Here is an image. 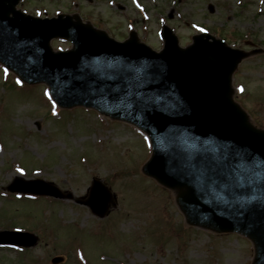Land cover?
<instances>
[{
	"label": "rangeland",
	"instance_id": "rangeland-1",
	"mask_svg": "<svg viewBox=\"0 0 264 264\" xmlns=\"http://www.w3.org/2000/svg\"><path fill=\"white\" fill-rule=\"evenodd\" d=\"M80 1L114 37L135 28L157 50L163 46L160 18L182 46L206 27L235 48H264V0ZM19 6L40 16L56 8L73 11L72 0H23ZM52 45L71 46L59 39ZM17 82L0 66V230L15 224L39 240L25 252L0 248V264H55L59 255L56 264H251L247 238L189 226L174 191L143 173L151 148L141 130L92 109H60L45 84ZM233 84L236 99L264 128V53L243 61ZM17 176L51 181L73 198L9 193ZM93 178L113 195L104 217L75 201L87 198Z\"/></svg>",
	"mask_w": 264,
	"mask_h": 264
},
{
	"label": "water",
	"instance_id": "water-1",
	"mask_svg": "<svg viewBox=\"0 0 264 264\" xmlns=\"http://www.w3.org/2000/svg\"><path fill=\"white\" fill-rule=\"evenodd\" d=\"M19 1L0 0V61L26 82L48 83L63 107H94L146 131L153 153L144 172L176 192L187 222L246 235L255 247L252 264H264V130L234 101L231 86L249 53L207 33L183 48L169 28L157 52L135 36L118 42L79 18L26 15ZM53 37L73 48L54 51ZM11 189L72 197L41 179L18 178ZM90 190L79 201L104 216L111 192L98 180ZM0 242L33 245L37 237L5 231Z\"/></svg>",
	"mask_w": 264,
	"mask_h": 264
},
{
	"label": "flooded vegetation",
	"instance_id": "flooded-vegetation-1",
	"mask_svg": "<svg viewBox=\"0 0 264 264\" xmlns=\"http://www.w3.org/2000/svg\"><path fill=\"white\" fill-rule=\"evenodd\" d=\"M78 1H80V0H72V2H74V4H73V11H71V12H67V11H65V12H67V13H74L75 11H78L80 14H81V16L85 19V20H89V21H92L96 26H98V27H101L100 26V24L94 19L95 17H97V16H95L93 13H92V11L91 10H89V9H86V7L85 6H82V2L80 1V2H78ZM89 3H93V0H87ZM55 2H57V0H55ZM92 15H94V16H92ZM99 19H102V18H99ZM97 22V23H96ZM102 28V27H101ZM105 30H107L108 32H110L111 33V31L109 30V29H107V28H105ZM129 31V30H128Z\"/></svg>",
	"mask_w": 264,
	"mask_h": 264
},
{
	"label": "snow or ice",
	"instance_id": "snow-or-ice-1",
	"mask_svg": "<svg viewBox=\"0 0 264 264\" xmlns=\"http://www.w3.org/2000/svg\"><path fill=\"white\" fill-rule=\"evenodd\" d=\"M22 171V170H21Z\"/></svg>",
	"mask_w": 264,
	"mask_h": 264
}]
</instances>
